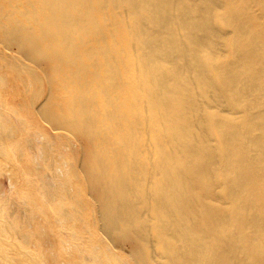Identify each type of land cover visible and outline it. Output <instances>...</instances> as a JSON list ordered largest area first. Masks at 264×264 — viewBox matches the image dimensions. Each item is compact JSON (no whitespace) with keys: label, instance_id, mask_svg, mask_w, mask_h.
<instances>
[{"label":"bare ground","instance_id":"6f19581e","mask_svg":"<svg viewBox=\"0 0 264 264\" xmlns=\"http://www.w3.org/2000/svg\"><path fill=\"white\" fill-rule=\"evenodd\" d=\"M0 91L99 264H264V0H0Z\"/></svg>","mask_w":264,"mask_h":264},{"label":"rangeland","instance_id":"374dc122","mask_svg":"<svg viewBox=\"0 0 264 264\" xmlns=\"http://www.w3.org/2000/svg\"><path fill=\"white\" fill-rule=\"evenodd\" d=\"M1 92L0 147L3 152L0 153V263L25 264L23 262L26 261V264H43L40 254L45 253L52 264H66L72 256L75 264H99V259L102 261L105 253L102 247L106 241L101 240L102 247H92L90 232L81 229L74 221L72 224L65 219L66 214L59 207L60 201L52 200V195L47 192L50 187L59 184L58 178L63 175V170H51L44 156L47 151L45 144L50 143V146L55 147L57 143L54 131L49 125L42 127L43 121L36 122L23 116V112L21 114L18 107L7 101ZM21 185L23 189L20 191ZM41 207L44 208V215L36 213L41 211ZM35 218H39L38 222ZM18 229L23 230L24 238L28 241L26 245L18 237ZM50 237L54 239V244ZM19 255H22L21 258ZM14 256L20 259L13 260Z\"/></svg>","mask_w":264,"mask_h":264}]
</instances>
